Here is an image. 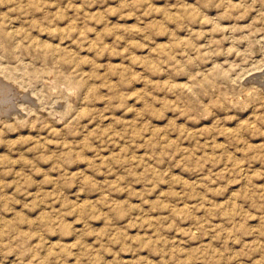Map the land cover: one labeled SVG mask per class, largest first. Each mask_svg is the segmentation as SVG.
<instances>
[{
	"label": "rangeland",
	"instance_id": "1",
	"mask_svg": "<svg viewBox=\"0 0 264 264\" xmlns=\"http://www.w3.org/2000/svg\"><path fill=\"white\" fill-rule=\"evenodd\" d=\"M0 264H264V0H0Z\"/></svg>",
	"mask_w": 264,
	"mask_h": 264
}]
</instances>
